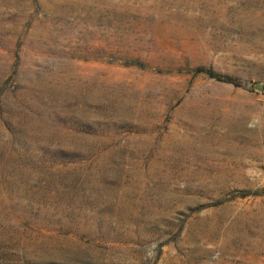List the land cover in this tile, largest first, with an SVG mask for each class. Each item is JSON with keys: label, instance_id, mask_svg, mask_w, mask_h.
Here are the masks:
<instances>
[{"label": "rangeland", "instance_id": "obj_1", "mask_svg": "<svg viewBox=\"0 0 264 264\" xmlns=\"http://www.w3.org/2000/svg\"><path fill=\"white\" fill-rule=\"evenodd\" d=\"M257 83L264 0H0V264H264Z\"/></svg>", "mask_w": 264, "mask_h": 264}, {"label": "trees", "instance_id": "obj_2", "mask_svg": "<svg viewBox=\"0 0 264 264\" xmlns=\"http://www.w3.org/2000/svg\"><path fill=\"white\" fill-rule=\"evenodd\" d=\"M196 73H206L209 75L211 78H215L217 80L225 81L226 83H231L235 84L237 86L244 85L246 86V82L244 80L237 78V77H232V76H227L224 74H220L213 69L206 67V66H200L197 69L194 70Z\"/></svg>", "mask_w": 264, "mask_h": 264}, {"label": "water", "instance_id": "obj_3", "mask_svg": "<svg viewBox=\"0 0 264 264\" xmlns=\"http://www.w3.org/2000/svg\"><path fill=\"white\" fill-rule=\"evenodd\" d=\"M256 89L263 92L264 91V84L263 83H257L255 85Z\"/></svg>", "mask_w": 264, "mask_h": 264}]
</instances>
